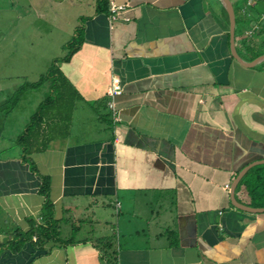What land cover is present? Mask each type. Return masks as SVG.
<instances>
[{
	"label": "crops",
	"instance_id": "obj_1",
	"mask_svg": "<svg viewBox=\"0 0 264 264\" xmlns=\"http://www.w3.org/2000/svg\"><path fill=\"white\" fill-rule=\"evenodd\" d=\"M109 1L125 6L126 20L109 23L105 0H0L7 46L24 40L19 61L48 70L43 100L64 103L46 104L27 153L0 149V240L41 222L39 176L57 222L40 245L32 237L11 252L1 242L0 264H264V204L252 206L240 184L264 165V62L247 68L230 56L220 0ZM263 1L229 0L234 18L248 11L252 20L234 22L244 62L243 42L264 39L255 36ZM77 28L80 44L61 61ZM30 29L37 45L25 40ZM112 75L122 89L113 112ZM250 165L233 201L258 211L234 207L230 195Z\"/></svg>",
	"mask_w": 264,
	"mask_h": 264
},
{
	"label": "rangeland",
	"instance_id": "obj_2",
	"mask_svg": "<svg viewBox=\"0 0 264 264\" xmlns=\"http://www.w3.org/2000/svg\"><path fill=\"white\" fill-rule=\"evenodd\" d=\"M0 20H3L0 16ZM243 25V23H239ZM238 26V24H237ZM32 29L29 32L26 31L25 40H32V45H37V36H32ZM3 37V38H2ZM0 38L3 39L1 43L4 45H0V49H10V53H2L0 55V149L3 151L8 150V153H13V150L21 149V144L17 142L14 136H17V129L26 121L28 118L36 111L37 106L40 103L45 102L44 97L47 95L48 91H46V87L49 84V80L47 78L41 79V83L38 85L36 89H28L25 92H18V98L16 102L13 101V97L17 90L25 83H34L36 82L40 76L47 77L48 70L45 72L42 71L39 64H30L24 63L23 61H19V58L23 55V44L24 40L17 39V43L8 44L7 46V38L6 31H0ZM36 42V43H34ZM49 48V47H48ZM50 53L57 54L61 48L58 47H50ZM37 51V55H40L39 49L35 48ZM14 50V51H13ZM20 52L21 56L18 55ZM42 53V52H41ZM65 54V51L62 50L59 53V56L62 57ZM10 56L11 61H8V57ZM1 63H6L9 65L7 68H2ZM47 73V74H46ZM9 75V76H5ZM52 98L50 103L48 102L49 108L54 103H56L61 96L50 95ZM48 97V96H47ZM43 100V101H42ZM60 107L64 104L62 102H57ZM67 103V102H65ZM47 104V103H46ZM43 111V110H42ZM27 124V122H26ZM2 153H0V157ZM4 154V153H3ZM72 220V219H71ZM73 221V220H72ZM76 225V222H68L66 225L60 227V237H66V227L69 228L71 225ZM74 237V235H73ZM77 238V237H76ZM2 242V243H1ZM6 239H1L0 243L5 244Z\"/></svg>",
	"mask_w": 264,
	"mask_h": 264
},
{
	"label": "trees",
	"instance_id": "obj_3",
	"mask_svg": "<svg viewBox=\"0 0 264 264\" xmlns=\"http://www.w3.org/2000/svg\"><path fill=\"white\" fill-rule=\"evenodd\" d=\"M264 2V1H263ZM249 10L252 11V6L249 7ZM237 17L234 18L235 24L239 23H249L251 22V18L248 16V11L241 12L239 11V15H236ZM256 19H254V22ZM246 24V25H247ZM263 30L255 31V36L262 34ZM81 31L77 28L75 30V37L71 41H69L65 46H63V50L65 51V55L63 56L61 61H64L68 58V56L75 51L77 46L80 44V37H81ZM243 47L246 52L250 53L251 56L248 58L250 61L256 58L259 55L264 54V39H261L259 42H253L249 45L248 42H243ZM257 49L258 52H255L253 49ZM54 64L49 69V74L53 76L55 73L58 76V72L56 67H54ZM48 77V75H47ZM44 76H40L39 79L34 83H25L23 84L18 90L17 93H15L13 97V101L16 102L18 98L15 96H18V92H25V90L35 89L40 83L41 79L47 78ZM55 81V80H54ZM56 86V82L53 86V89ZM58 86V83H57ZM51 99L47 98L45 99V102L41 103L35 113L32 115V117L29 120V124L26 127L25 132H23L18 138L17 142L21 144L22 146H25L24 152H26V145H27V137L30 136L32 131L35 130V128L38 126V122L41 116V111L46 106V103L50 102ZM27 153V152H26ZM25 161L26 159L23 158ZM28 164L30 171L35 172L33 165H31L30 162L26 161ZM39 187L37 188L36 193L42 197V206L39 211V220L40 223H35L33 220H29V229L25 233L20 232V230H15L10 235V240H7L5 242V245L9 248L11 252H16L19 250V248L22 246L25 242H30L31 238L34 237L35 241L34 244L40 245L43 242L49 241L52 238L55 237V234L57 232L56 230V221L52 219L53 213H52V204L48 198V179L45 177L39 176ZM240 184L244 186V188L247 191V195L250 199V203L252 206L259 205L258 201H262L261 203L264 204V165L254 166L250 168L247 173L243 176ZM57 236V235H56ZM2 245V244H1ZM0 245V246H1ZM4 247V246H3Z\"/></svg>",
	"mask_w": 264,
	"mask_h": 264
},
{
	"label": "water",
	"instance_id": "obj_4",
	"mask_svg": "<svg viewBox=\"0 0 264 264\" xmlns=\"http://www.w3.org/2000/svg\"><path fill=\"white\" fill-rule=\"evenodd\" d=\"M222 3V6L226 12L227 15V21H228V40H229V54L230 56L237 62L239 63L241 66L243 67H253L261 62H264V54L259 55L258 57L254 58L252 61L250 62H244L241 60V58H239V56L236 54L234 46H233V33H234V15H233V10H232V6L231 3L229 2V0H220ZM250 167H252V165L246 167L242 172H240L235 181L233 182V185L230 188V195H231V200L233 201V190L234 187L238 181V179H240V177L244 174V172L246 170H248ZM233 205L234 207L243 210V211H258V209H251L242 205H237L234 201H233ZM264 210V209H263Z\"/></svg>",
	"mask_w": 264,
	"mask_h": 264
},
{
	"label": "built area",
	"instance_id": "obj_5",
	"mask_svg": "<svg viewBox=\"0 0 264 264\" xmlns=\"http://www.w3.org/2000/svg\"><path fill=\"white\" fill-rule=\"evenodd\" d=\"M105 1L107 2V11H108V21H109V23H113V22H115V21H117L119 19L126 20V18L121 17L126 12L125 6H123V5H115L109 0H105ZM121 91H122V89H121V85H120L119 79L116 76L112 75L110 77L109 87H108V90H107V97L109 98V101L106 104L107 108L111 112H113L112 99L114 97L118 96L121 93ZM118 208H119V205L116 202L114 204V211L116 212L118 210ZM32 240H34V238H32Z\"/></svg>",
	"mask_w": 264,
	"mask_h": 264
}]
</instances>
